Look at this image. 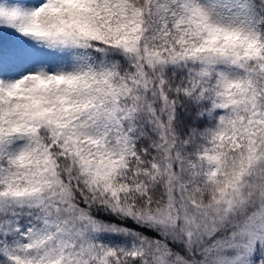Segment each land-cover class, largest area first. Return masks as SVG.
Masks as SVG:
<instances>
[{"label": "snow or ice", "instance_id": "1", "mask_svg": "<svg viewBox=\"0 0 264 264\" xmlns=\"http://www.w3.org/2000/svg\"><path fill=\"white\" fill-rule=\"evenodd\" d=\"M0 264H264V0H0Z\"/></svg>", "mask_w": 264, "mask_h": 264}]
</instances>
